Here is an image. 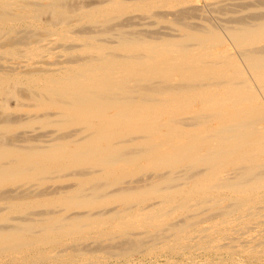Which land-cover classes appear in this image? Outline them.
<instances>
[{"label":"bare ground","instance_id":"6f19581e","mask_svg":"<svg viewBox=\"0 0 264 264\" xmlns=\"http://www.w3.org/2000/svg\"><path fill=\"white\" fill-rule=\"evenodd\" d=\"M145 256L264 264V0H0V264Z\"/></svg>","mask_w":264,"mask_h":264},{"label":"rangeland","instance_id":"374dc122","mask_svg":"<svg viewBox=\"0 0 264 264\" xmlns=\"http://www.w3.org/2000/svg\"><path fill=\"white\" fill-rule=\"evenodd\" d=\"M136 256H139V254H136ZM141 256V255H140ZM145 257H146V259H145ZM145 257H141L142 258V261H143V263H148V261L150 260V259H155V257L154 256H145ZM113 261H115L114 263H112V264H117L116 262L118 261V259L116 260V258H112V262ZM157 261H162V259L161 258H159V260L157 259ZM135 262H133L132 261V263H130V264H134Z\"/></svg>","mask_w":264,"mask_h":264}]
</instances>
